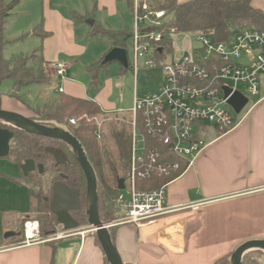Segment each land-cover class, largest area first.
<instances>
[{"label": "crops", "instance_id": "1", "mask_svg": "<svg viewBox=\"0 0 264 264\" xmlns=\"http://www.w3.org/2000/svg\"><path fill=\"white\" fill-rule=\"evenodd\" d=\"M251 4L264 10V0H251ZM18 7L22 10L20 16L5 22V38L6 30L13 35L32 32L33 28L24 29L20 17L23 14L35 16V23L43 22L49 34L41 40L47 64L66 62L61 59L64 52L72 56L86 52V48L77 43V19L85 22L92 18L94 25L113 31L126 30L122 27L125 24L123 10H128L126 0H24ZM65 7H70L71 15L64 13ZM94 25L83 32L92 35ZM262 77L264 74L260 77L259 99L233 130L219 134L213 127L204 129L208 145L192 166L167 185L166 206L171 209L168 215L140 229L133 225L108 229L110 242L122 264H212L245 242L264 241ZM59 81L64 94L88 98L84 88L69 77ZM97 98L101 101L103 93ZM101 108L106 113H117L108 105ZM1 109L27 118L33 115L28 107L10 97L2 99ZM2 167L1 191L5 200L15 206L4 214L12 216V223L3 222L2 233L15 236L0 239V264H110L97 235L89 232V225L71 227L75 223L72 217L75 211L69 210L65 192L56 211H51L57 220V232L74 235L54 242L20 246L24 220L34 214L28 212V185L17 165L2 164ZM19 185L26 188L24 196L18 193ZM53 188L51 182L44 184L45 191L51 193V204ZM65 225L71 228L66 229ZM82 231L87 232L82 236Z\"/></svg>", "mask_w": 264, "mask_h": 264}, {"label": "built area", "instance_id": "2", "mask_svg": "<svg viewBox=\"0 0 264 264\" xmlns=\"http://www.w3.org/2000/svg\"><path fill=\"white\" fill-rule=\"evenodd\" d=\"M132 4L133 27L129 36L131 58L125 49L128 69L135 81L133 107L128 112L130 119L125 118V112L94 119L98 140L102 139L106 122L126 123L131 131L130 170L124 189L127 194L121 191L117 199L120 213L115 219L104 223L108 229L122 225H133L140 229L168 215L171 209L166 206L167 185L192 166L208 145L204 139V129L213 127L219 134L233 130L243 116L238 120L234 118L236 114L228 104L229 98L240 92L249 99L250 104L249 95H261L260 77L264 74V32L238 29L230 41L221 43L200 33L193 34L205 56L196 59L187 54H178L171 55L167 60L163 56L170 45L161 44L177 35V32L175 28L166 30V11L157 9L153 0H132ZM160 66L165 74L163 86L155 93L139 96L137 88L142 85L139 80L141 74L146 78L144 87H147L145 70ZM44 69L55 79L64 81L70 67L66 62L57 61L45 64ZM224 87L231 91L228 97L225 96ZM241 87L245 88V92ZM58 93L63 94L64 88L59 87ZM83 118H73L70 123L76 126ZM148 138L165 146L177 161L172 162L164 158L159 149L151 148ZM155 176L169 178V181L151 191L136 187L137 181L150 180ZM86 232L80 234L83 236ZM72 235V232H62L45 240L40 237L38 222L27 220L23 224L20 246L48 243Z\"/></svg>", "mask_w": 264, "mask_h": 264}, {"label": "trees", "instance_id": "3", "mask_svg": "<svg viewBox=\"0 0 264 264\" xmlns=\"http://www.w3.org/2000/svg\"><path fill=\"white\" fill-rule=\"evenodd\" d=\"M20 1L13 0L10 4H6L5 0H0V88L4 82H12L13 91L7 96L17 99L28 107L33 113L30 119L40 125L63 129L77 139L97 182L99 218L103 223L109 222L120 213L117 199L121 191L118 189V182L120 179H127L130 170V127L126 123L106 122L102 129V139L98 140L95 136L97 125L94 119L106 118L112 114L104 112L95 100L59 93L43 108L32 109L24 103L20 95L21 89L32 85L51 87L55 78L44 69L47 63L42 49L26 56L4 57L6 45L4 25L11 11ZM126 1L131 13L132 0ZM158 4L157 9L166 11L168 16L166 30L175 28L177 34L200 33L212 38L214 42L221 43L230 41L238 29L250 28L264 32V10L254 8L251 0H159ZM32 34L40 37L41 40L49 35L44 30L43 22L34 28ZM92 35L109 36L115 40L113 48L126 49L130 30L113 31L95 24ZM170 44L171 40H166L161 45ZM88 71L91 72L92 69ZM91 87L94 91L98 90L97 80L92 82ZM2 99L3 94L0 92V109ZM84 116L86 118H83ZM73 118L83 119L74 126L70 123ZM125 118L130 119L127 115ZM139 123L141 124V119ZM0 126L13 134L10 154L6 158L17 165L22 174V166L27 160H33L37 167L24 179L28 185L30 199L34 202L32 213L36 215L35 221L39 224L40 237L46 240L57 233V220L51 211V193L45 191L43 184V177L48 172L53 175L52 185L62 183L79 192L80 208L73 212L72 217L77 227L88 226L87 179L71 147L65 142L45 138L3 123H0ZM199 137L202 138L203 135L200 134ZM148 145L159 149L164 158L172 162L177 161L176 157L168 153L165 146L149 138ZM55 152L61 155V160L55 156ZM39 166H43L42 174L39 172ZM182 166L184 167L185 164ZM168 181L169 178L155 176L150 180L137 181L136 187L151 191L160 188ZM98 244L100 245L99 241ZM233 253L222 256L212 264H231ZM243 264H264V253L261 251L247 253L243 258Z\"/></svg>", "mask_w": 264, "mask_h": 264}, {"label": "rangeland", "instance_id": "4", "mask_svg": "<svg viewBox=\"0 0 264 264\" xmlns=\"http://www.w3.org/2000/svg\"><path fill=\"white\" fill-rule=\"evenodd\" d=\"M8 1L10 0H5L6 3ZM22 1L24 0H21L20 3ZM153 2L155 3L156 7L157 5H159V0H153ZM20 3L11 11L7 19V23L10 21V19L14 20L16 16H20L22 12V10L18 7ZM63 11L64 13L69 15H71L72 13L70 7H65ZM123 13L125 18V24L122 27L123 29L131 30V28L133 27L132 16L130 15V12L127 9H124ZM90 15L92 16V14ZM20 18V22L25 24V28L22 27L24 29L33 28L34 30V28L39 25L35 23V16L30 17L27 16V14H23V16H21ZM91 20L93 19L91 18ZM86 22L87 21L83 22L81 20L79 21L78 19L76 20L78 32L77 43L83 45L86 48V52L82 55L73 56L64 52L61 56V59L66 61V63L70 67L68 77L71 80L77 82L80 87L84 88L87 93L86 95L89 99L95 100L99 105L103 107H105V105H108L110 109L116 111L117 113L123 111L125 112V115L129 116L130 113L128 112L133 107L135 96V81L133 75L129 69H126L118 61L103 63V59H105L109 52L113 49L115 40L105 35H86V33H84L83 31L91 29V26ZM32 32L27 34L22 33L23 35H21L20 32L19 34L13 35L7 32L6 30V45L4 47L3 53L4 57L9 58L12 56L20 55L26 56L32 54L36 50L43 49L41 38L32 34ZM195 38L196 37L193 34H177L171 37L170 48L165 51L163 57L166 56L167 60H169L171 55L177 56L178 54H187L188 56H194L196 59L205 56L201 44ZM126 48L128 50V57L131 58L132 53L130 50V40L127 41ZM101 60H103L102 63ZM88 69H92V71L90 72L88 71ZM145 74L148 78V85L147 87H143L142 85L138 86L137 91L139 96H145L147 94L159 91L165 81L164 70L161 66L157 68L147 69L145 70ZM263 79L264 77H262V80ZM94 80H97L98 83L97 91H94L91 87L92 82ZM60 85L62 86L59 79H55L54 84L51 87H47L45 85H32L27 88L21 89L20 95L22 96L24 103L32 109L43 108L46 103L58 96V88L60 87ZM241 90L245 92V88L241 87ZM12 91L13 83L9 81L4 82L0 88V92L3 94V98H8V93H11ZM102 93L103 98L100 101L97 97ZM246 94L248 93L246 92ZM249 97L250 104L247 106V108L241 115L234 116L230 108L227 107L226 109L234 116V118L238 120L247 112L249 107L259 99L260 96L253 97L249 95ZM57 158L60 160L62 159L59 153H57ZM2 164H6L7 166L11 167L14 166V163L11 160L7 158H0V171H4ZM52 176L53 175L51 172H48L44 175L43 184H45V186H47L49 182H51ZM1 189L2 187L0 185V239H5L6 233H2V228L4 225L3 222L6 221V223H10L12 216L8 214L5 217L4 214L7 211H10L11 209L13 210L15 206L5 200ZM18 190L19 195H25L26 188L24 186H20ZM123 191V193L126 195L127 191ZM33 204L34 202L30 199V206L28 208V212H32ZM35 216V213L32 214L27 219H25L24 222L27 220H35ZM60 233L62 232H57L55 235ZM261 252L264 253V251Z\"/></svg>", "mask_w": 264, "mask_h": 264}, {"label": "water", "instance_id": "5", "mask_svg": "<svg viewBox=\"0 0 264 264\" xmlns=\"http://www.w3.org/2000/svg\"><path fill=\"white\" fill-rule=\"evenodd\" d=\"M86 23L89 24L90 26L94 25L93 20H87ZM112 61H118L121 65H123L126 69H128V58L125 49L114 47L106 56L103 63H109ZM139 80L143 87L146 86V78L144 74H141ZM224 92L226 97H228L231 93L230 89L226 87H224ZM228 104L229 106L232 107L236 115H240L243 112V110L248 106L249 99L246 96H244L242 93L236 92L229 98ZM0 123L12 126L14 128L23 131L39 134L45 138L65 142L71 147L87 179L88 195H87L86 205H87V218L89 222V226H88L89 230L97 235L101 248L104 251L109 263L122 264L110 242L108 228L99 218L97 182L92 167L89 164L85 152L81 144L77 141V139L63 129L40 125L30 118L3 109H0ZM19 125H23V126L26 125L25 127L27 126L28 127L21 128ZM12 138H13L12 132L0 126V158H6L9 156L10 142ZM54 154L57 157V152H55ZM36 169L37 167L33 160L25 161V163L22 166V172L24 177L28 176V174L34 172ZM38 169L39 172L42 174L44 171L43 166H39ZM118 189L119 191L125 189L124 179L119 180ZM53 190H54V196L51 204L52 211H56V209L58 208L59 201L62 199V196L65 195L64 192L67 193L66 197L68 198L67 200L70 203L69 210L77 211L80 208V197L78 191L71 189L62 183H56L54 185ZM89 199H91V208H89L88 206ZM67 213L68 212H66V215L68 216ZM60 222L64 223L61 219ZM74 226H77L76 222L71 227ZM71 227L65 225L66 229H70ZM14 236H15L14 233H8L6 234L5 238H12ZM254 250L264 251V241L252 240L242 244L239 248H237L234 251L231 257V264H243L244 256L250 251H254Z\"/></svg>", "mask_w": 264, "mask_h": 264}, {"label": "bare ground", "instance_id": "6", "mask_svg": "<svg viewBox=\"0 0 264 264\" xmlns=\"http://www.w3.org/2000/svg\"><path fill=\"white\" fill-rule=\"evenodd\" d=\"M21 128H27V127H25L26 125H19ZM88 206H89V208H91V199H89V202H88Z\"/></svg>", "mask_w": 264, "mask_h": 264}, {"label": "flooded vegetation", "instance_id": "7", "mask_svg": "<svg viewBox=\"0 0 264 264\" xmlns=\"http://www.w3.org/2000/svg\"><path fill=\"white\" fill-rule=\"evenodd\" d=\"M55 185V184H54Z\"/></svg>", "mask_w": 264, "mask_h": 264}]
</instances>
